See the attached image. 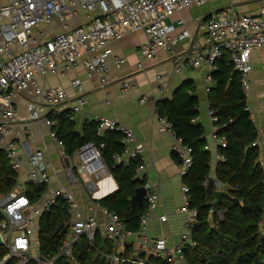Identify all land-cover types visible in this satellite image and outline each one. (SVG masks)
<instances>
[{
  "label": "built area",
  "instance_id": "2783aa9c",
  "mask_svg": "<svg viewBox=\"0 0 264 264\" xmlns=\"http://www.w3.org/2000/svg\"><path fill=\"white\" fill-rule=\"evenodd\" d=\"M208 1L211 0H8L7 4L0 6V147L4 148L13 170L19 174L26 165L27 184L45 185L50 181L49 167L42 149L23 155L17 140H7L15 133L14 126L19 121L15 99L24 92L31 98L28 105L30 119L48 128V135L62 150L63 163L68 160L65 172L71 182L77 181V173L90 176L104 171L110 173L100 148L94 143L81 147L73 155L66 153L64 142L57 134L58 121L55 117L62 113L61 105L68 98L67 92L64 88L42 85L39 77L44 78L48 73L65 75L77 61L82 60L88 75L96 76L105 86L110 80L111 66L107 57L113 53L111 42L134 32L142 31L148 38L140 48L145 58H154L157 48L172 53L176 43L189 38V48L173 56L177 71L186 67L197 68L203 63L209 69L216 70L217 61L228 53L227 65L240 73L241 84L247 94L253 70L251 52L264 47V10L256 15H243L228 7L202 21L199 30L205 33L208 48L200 52V44L187 31L172 36L177 26L169 19L178 11ZM81 9L93 13L87 24L49 39L41 40L40 37L45 36L43 31H39L40 37L36 35V29L50 25L54 18L66 25L67 20L76 17ZM124 63V58H116L114 65L120 68ZM139 68L143 69L144 66L140 63ZM71 86L77 92V100L66 116L74 121L86 104L85 87L80 79L73 80ZM123 87L128 89L129 84L124 83ZM209 117L213 123L220 120L212 107L209 108ZM157 118L160 131H170L176 135L172 121L164 116L157 115ZM96 122V132L101 137L106 130H117L123 134L121 142L124 149L121 154L113 156L114 163L128 165L130 161L139 159L141 163L134 180L143 181L145 145L136 139L131 128L121 125L116 119L98 116ZM23 130L28 138L31 137L28 127ZM16 133L18 135V131ZM220 142L225 147L227 140L223 138ZM252 145L257 146L258 142L254 141ZM104 146L102 143L101 148ZM173 150L180 174L185 176L194 163L193 148L178 139ZM221 159L224 160V157ZM214 180L221 188L220 182ZM89 186L92 197L96 198V187ZM144 186L147 190L144 197L147 208L141 215L137 232L130 230L117 213L97 204L107 219L104 239L112 243L113 248V252H98L106 264H153L149 259L142 258L146 252L165 264H187L184 249L191 242V229L198 216L197 209L190 208V188L183 183L184 204L180 211L186 215L184 230L176 245L169 246L166 239L152 240L148 235V225L158 207L160 194L148 182ZM58 199L66 200L69 205L71 219L67 225L68 233L62 240L60 250L53 256L45 257L40 254L35 237L40 218L52 209ZM215 210L213 207L210 212L215 213ZM216 213L223 217V211ZM160 219L166 222L168 218L163 215ZM260 227L264 234V219ZM99 228L100 224L94 217L83 215L74 192L68 187H61L33 201L26 194V185L18 183L10 193L0 197V248L5 251L0 264H8L13 258L17 264H29L32 260L37 264H56L60 258L75 260L76 244L85 238L95 248ZM135 234L140 240L138 255L123 256L118 250L122 249L128 237Z\"/></svg>",
  "mask_w": 264,
  "mask_h": 264
},
{
  "label": "crops",
  "instance_id": "0c3cea01",
  "mask_svg": "<svg viewBox=\"0 0 264 264\" xmlns=\"http://www.w3.org/2000/svg\"><path fill=\"white\" fill-rule=\"evenodd\" d=\"M7 1L0 0V6L7 4ZM228 7H233L243 15H256L263 12L264 0H211L202 5L188 7L176 12L169 19V22L177 26L172 36L187 31L200 44V52H204L208 48V43L205 33L199 30L200 23ZM79 11L76 17L67 20V26L58 18H54L50 25H42L36 29V35L40 37L39 31H43L45 36L40 37L41 40L49 39L58 33L72 30L91 21L93 13H88L83 9ZM147 41V36L142 31H138L111 42L113 53L107 57V62L111 66L110 80L105 86L101 85L96 76L88 75L82 60L77 61L65 75L48 73L44 78L39 77V82L42 85L66 90L68 98L62 103L61 109L62 112L67 113L77 100V92L71 86L73 80L80 79L83 82L86 104L75 116L76 129L81 130L85 123L96 121L98 116L116 119L121 125L132 129L136 139L146 147L143 182L144 184L148 182L152 187L158 189L160 194L158 207L148 225V235L152 240L166 239L169 246H174L184 230L186 215L180 211L184 204L183 176L180 174L173 147L178 139H181L184 144L186 143L174 129L176 135L170 131H160L157 115H162L159 114L157 105L163 100H173L181 89L197 99L198 115L193 122L200 124L204 129V137L207 140L206 148L211 151L213 157V179H216L217 163L223 160L221 159L223 156L218 153V147L221 145V139L225 138L219 136L217 132L225 124L218 126V123L211 122L209 117V108L212 107L209 96L217 86V80L213 75L217 69H209L206 63L197 68L186 67L180 71L176 69L173 56L189 48L190 39L176 43L172 53L157 48L154 58H145L140 52L141 46ZM116 58L125 59V63L120 68L114 65ZM228 58L229 54L226 53L216 64L221 66L225 59L228 61ZM250 60L253 70L249 77L247 94L241 84L240 73L235 69L234 71L239 76L245 96L246 110L258 132V137L255 140L258 142L257 147L260 150L258 163H262L264 169V47L254 49L251 52ZM140 63L144 66L143 69L139 68ZM226 66H228L227 62ZM124 83L129 84L128 89L123 87ZM30 100V96L24 92L15 99L19 121L14 126L15 133L7 140H17V146L23 155H30L36 149H42L45 152L50 181L44 185L46 191L43 196L49 195L61 187L71 189L83 215L85 217L92 216L98 221L100 228L97 234L100 233L104 238L107 219L97 204L105 208L101 200L118 191V183L108 171L91 176L77 173V181L71 182L65 172V167L69 165V162L66 160L63 163L62 150L48 135V128L30 119L28 109ZM25 127L31 131L29 138L24 133ZM16 131H18V135ZM0 150L5 152L4 148L0 147ZM18 176L19 183L27 185L26 165ZM89 185L96 187V198L92 197ZM218 190L223 191V188H218ZM163 215L168 218L166 222L160 219V216ZM38 233L35 238L39 250ZM118 251L121 254L129 251L130 257L137 256L140 251L138 235L128 237L125 245ZM150 255H152L150 252H146L143 257L148 259Z\"/></svg>",
  "mask_w": 264,
  "mask_h": 264
},
{
  "label": "trees",
  "instance_id": "16d2710c",
  "mask_svg": "<svg viewBox=\"0 0 264 264\" xmlns=\"http://www.w3.org/2000/svg\"><path fill=\"white\" fill-rule=\"evenodd\" d=\"M226 62L227 59L221 66L217 64L213 73L217 86L211 89L209 96L220 119L218 126L225 124L217 134L227 140L225 147H218L224 160L217 163L215 170L216 179L223 188L219 207L214 204L218 187L212 175V153L206 148L203 127L193 122L198 115L197 99L181 89L173 100H163L157 105L159 114L167 116L174 123L177 135L193 148V166L183 176V183L190 188V208L198 211L191 229V242L184 249L187 264H264V234L260 227L264 219V169L258 163L260 150L252 145L258 132L246 110L239 76L233 67L226 66ZM66 115L67 112H62L55 117L57 134L64 142L66 153L73 155L89 143L100 148L102 158L119 186L118 191L102 199L101 203L117 213L130 230L137 232L141 215L147 208L145 200L141 207H133L131 203L136 190L144 185L143 181L134 180L141 161L136 159L128 165H115L113 156L121 154L124 149L123 134L106 130L102 137L98 136L96 121L87 122L78 130L75 121ZM102 143L105 144L103 148ZM18 183V173L13 170L5 152L0 150V197L10 193ZM26 187V194L33 201L40 199L46 191L44 185L29 184ZM213 207L215 213L210 212ZM68 208L66 200L58 199L40 218L38 240L41 255L53 256L62 247L71 219ZM217 211H223L222 218ZM62 224L65 227L57 232ZM103 240L101 234H97L93 248L85 238L81 239V244L75 246V260L60 258L56 264H106L98 250L113 252V248L107 240L102 246ZM4 254L0 248V258ZM122 255L131 256L129 251ZM148 259L153 264H165L153 255ZM8 264H17V260L13 258ZM29 264L37 263L32 260Z\"/></svg>",
  "mask_w": 264,
  "mask_h": 264
},
{
  "label": "water",
  "instance_id": "95a60500",
  "mask_svg": "<svg viewBox=\"0 0 264 264\" xmlns=\"http://www.w3.org/2000/svg\"><path fill=\"white\" fill-rule=\"evenodd\" d=\"M146 188L144 186L139 187L136 190L135 195L131 198V203L133 207H141L144 202V197L146 195ZM223 191L217 190L216 191V199H215V206L219 207L222 201ZM65 227V224H62L58 227L57 232H59L61 229ZM1 236H0V243H1ZM79 244H81V241H79ZM105 244V240L102 241V246Z\"/></svg>",
  "mask_w": 264,
  "mask_h": 264
},
{
  "label": "rangeland",
  "instance_id": "374dc122",
  "mask_svg": "<svg viewBox=\"0 0 264 264\" xmlns=\"http://www.w3.org/2000/svg\"><path fill=\"white\" fill-rule=\"evenodd\" d=\"M76 171H77V169H76ZM84 177V176H83ZM29 184H27V186H28ZM27 188V187H26ZM35 248H37V246L35 247ZM102 256V255H101ZM103 257V256H102Z\"/></svg>",
  "mask_w": 264,
  "mask_h": 264
}]
</instances>
